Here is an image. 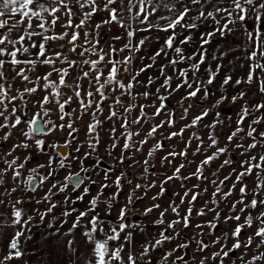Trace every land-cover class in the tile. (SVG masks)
Segmentation results:
<instances>
[{"label": "snow or ice", "instance_id": "obj_1", "mask_svg": "<svg viewBox=\"0 0 264 264\" xmlns=\"http://www.w3.org/2000/svg\"><path fill=\"white\" fill-rule=\"evenodd\" d=\"M97 17L99 21L95 22ZM113 26L123 35H113L105 45L102 32L105 27L111 32ZM237 32L243 37L246 78L233 80L231 74L225 75L218 86L220 96L211 107L203 108L176 130L175 110L166 102L184 91L177 103L182 109L180 120L187 121L193 103L208 101L214 95L209 86L214 85L224 67L222 61L231 51L228 37ZM138 33L149 35L137 40ZM154 33H164L163 42L151 55H138L153 39L160 41ZM218 39L225 47L218 45L212 55L217 62L213 69L208 63V46ZM120 40L125 42L117 47L113 42ZM189 47L192 51L186 54ZM137 60L141 61L139 67H135ZM145 60L149 62L143 63ZM154 67L158 76L149 75L146 82L140 79ZM161 80L153 92L152 87ZM242 84L255 85L261 99L250 103L248 89L229 98L226 86L235 89ZM141 98L151 100V104L139 103ZM225 102L240 107L234 127L225 134L226 143L221 146L217 128L224 125V120L220 112L214 113L211 123L204 124V120ZM149 107L154 109L151 115ZM161 116L167 119L155 123ZM149 121L153 122L145 132ZM106 122L110 125L106 152L112 163L102 168L98 147ZM200 125L207 129V141L198 131L188 134ZM262 126L264 0H0V146L10 145L0 152V206H6V224L14 230L0 264L22 257L23 242L33 238L35 217L43 224L50 214L47 228L52 231L44 239L75 252V233L81 230L82 241L90 246V264H154L152 254L157 252L160 255L155 264H188L187 250L193 245L192 264H264ZM81 131L83 142L79 140ZM157 135L168 141L179 138L183 145L179 151L173 146L161 157L162 166L173 165L172 174H164L159 184L152 180L133 186L127 168L143 163L145 179L157 175L149 171L155 167L150 158L165 150L162 140H156L142 162L135 157ZM138 136L143 139L135 140ZM230 146L242 157L238 164ZM190 150L193 157L203 158L193 172L184 175L185 163L176 165L175 160L181 157L188 165L195 163L188 160ZM36 154L43 162L28 167ZM223 156L229 158L212 170L213 162ZM117 165H124L125 170L116 174ZM225 167L231 170L220 179ZM205 169L211 172V179ZM61 170L65 173L63 180L57 175ZM192 179L200 183L189 188L186 182ZM125 181L132 188L123 205L118 206ZM175 181L180 182L183 195L174 193L179 203L173 199L161 209L157 201L167 192L165 185ZM209 184L210 196L197 209L200 198L209 193ZM45 185H50L46 191ZM93 185L96 194L84 210L74 207L91 195ZM157 187L159 191L151 197L153 203L141 215L147 217L159 210L152 221L158 232L137 246L133 233H144L145 226L139 221L129 223L130 214L136 211V201H142ZM108 189L113 191L109 193ZM137 191L144 196H137ZM70 192L78 194L72 198ZM60 195V203L67 207L60 213L63 219L59 227L54 228L58 218L53 210L58 208V201L53 197ZM33 201L35 217L24 210V204ZM221 204L229 205L227 212ZM39 205L45 206L43 211ZM181 206H185L183 212ZM114 210V222L100 215L103 211L110 217ZM169 212L175 218H169ZM4 214L0 210V216ZM193 214L201 219L194 222ZM221 224L229 230L216 235ZM65 225L70 226L61 232ZM188 229L193 230L192 235L184 238ZM246 230L250 232L244 235Z\"/></svg>", "mask_w": 264, "mask_h": 264}, {"label": "rangeland", "instance_id": "obj_2", "mask_svg": "<svg viewBox=\"0 0 264 264\" xmlns=\"http://www.w3.org/2000/svg\"><path fill=\"white\" fill-rule=\"evenodd\" d=\"M99 21V17L96 18L95 22ZM135 26V25H133ZM92 27L94 28V23L92 25ZM204 28H201L200 31H204ZM117 32L119 34H122V30L119 29L117 26H113L112 27V31L109 32L107 27H105V29L102 32V40L103 43L105 45L108 44V42L110 41L109 35L110 33H112V35L115 33L117 35ZM144 35H149L148 33H138L136 36V39L138 40L140 37L144 36ZM152 35H159L160 36V41L157 42L154 39L151 41V43L149 44V46L147 48H145L143 50V52L139 53L138 55H151V53L157 49L159 47V44L163 42L164 39V33H154ZM228 43L231 45V51H229V54L227 56V58L225 60L222 61L224 67L220 73V75L218 76V78L216 79V81L214 82V85L209 86L210 88V92L213 93L214 95H212L208 101H205L204 103H200L199 100H197L195 103H193V107L192 109H190V115L188 116L187 121H181L180 120V115L182 113V109L181 107L178 105L177 101L180 99V97L182 95H184V91H181L180 93L175 94L174 96H172L166 103L168 104V107L170 109H174L175 110V119L177 121V125H176V130L179 129L180 126H182L183 123L185 122H190L192 116L199 114L200 111L203 110V108H208L211 107V105L215 102L216 99L219 98L220 96V92L218 90V86L219 84L222 82L223 78L225 75L231 74L233 76V80L235 79H240V78H246V74H247V62L244 60V55L245 53L242 51V47H243V37L241 36L240 32L235 33L234 36L230 35L228 37ZM218 45L220 47H225L224 42L220 41L219 39L217 40L216 43H213L212 45L208 46L209 48V53H208V63L212 65L213 69L215 68V64L217 63L216 61L212 60V55L216 52V49L218 47ZM192 51V48L189 47L186 50V54H190ZM149 61L145 60L143 61V63H148ZM161 63H164L163 60L160 61ZM231 62V63H230ZM141 65V61L137 60L135 61V67H139ZM241 65H244V67H241ZM207 65H205L204 67H206ZM171 70L169 69V75H171ZM158 76L159 73L157 71V68L154 67L152 69H150L147 74L142 75L141 76V80L145 81L147 80V76ZM201 75L203 76V69L201 72ZM162 82L161 81H157V83L155 84L154 87H152V91H155V87H159V83ZM173 87H175V80L173 82ZM227 89V95L229 96V98L232 95H235L236 92H238L241 89H248V95H247V99L250 103H256L258 100L261 99V97L259 95H257V89L255 85H252L251 87H249L248 85H240L237 86L235 89H233L230 86H226ZM143 88H139V91H143ZM139 103L142 104H151V100H144L143 98H141L139 100ZM197 104H199V107H197ZM187 105V102L185 103V106ZM239 107L240 105L237 104L235 106L230 105L229 103L225 102L222 105H220L218 108L213 109L212 113L205 118L204 120V124H209L211 123V121L213 119H215V112H220L221 114V118L224 120V125L223 126H219L217 128V132L220 134L219 135V139H220V144L221 146L224 145V143H226L225 141V134L229 133L232 128L234 127V121L236 119V113L239 111ZM149 115H151V113L154 111L153 108L149 107L147 109ZM137 113H134V115ZM229 117H231V120H229ZM162 119H167V116H161L156 118V120L154 121L155 123H159L160 120ZM153 121H149L148 124H146L144 126V131H147V128L149 127V125L152 123ZM118 127V126H117ZM138 126L133 125V130H137ZM261 130H264V126H262ZM191 131H198V133L202 136H204L205 141H207V136L205 135V133L207 132V129H205L203 127V125H200L198 129H191L189 130V135L191 133ZM165 134H167V129H165ZM135 140H140L143 139V136H138V137H134ZM185 139H187V135L185 136ZM79 140L81 142L84 141V132H80L79 134ZM156 140H162L163 145H164V151H158L154 154V156L152 158H150V163L155 165L154 168H149L150 172H155L157 175L156 176H147V178L145 179L144 176H146L147 174H143V163L141 164H137L134 168H127V174H128V179L133 180V186L135 183H141V184H146L149 181L155 180L157 184H159L160 179L163 178L164 174L167 175H171L172 171H173V165H168L165 163L164 166L161 165V157L166 155V151L171 150L173 146L176 147V150L179 151L183 145L180 142L179 138H175L172 141H168V140H163V138L159 135H157L156 139H152L149 141V143L147 145L144 146L143 148V152H139V153H135V157L137 160H140L141 162L148 158L147 157V151L149 148H151L155 143ZM109 145V137H108V132H101V145L98 147V154L100 156V158H102L103 163L101 165V167H106L109 164L112 163V160L110 157H108L106 149L108 148ZM9 144H5L3 146H0V152L6 151L7 148L9 147ZM121 146H122V141H121ZM195 148V143L193 144V149ZM210 150L208 152V154H211ZM230 151H231V155L232 157L238 162L242 159V157L239 156L238 152L235 150L234 146H230ZM257 151H261L260 149H257ZM115 154L118 156L119 155V149L115 150ZM129 155H132V153H129ZM203 158L202 155H197L196 157L192 156L191 150L188 153V160H194L195 163L188 165L187 161H185L183 158L181 157H177L175 160V164L178 165L180 163H185L186 167L183 170V174L184 175H188L189 173L193 172L195 170V167L197 164H199L200 160ZM229 158L228 156H223L221 157V159L219 161H215L213 162V164L211 165V169L215 170L216 168L219 167V164L222 162L223 159ZM42 163L43 159L39 156V154H36L33 158L32 161H30V163L28 164V167H33L35 166L36 163ZM128 163H132L131 160L128 161ZM237 164H234L233 167H236ZM75 170V169H74ZM125 170V166L124 165H117L116 167V174H119L120 171H124ZM231 169L229 167H225V169L222 170V175L220 176V179H223V175H227L228 172ZM58 177L63 180V176L65 175L64 171L61 170V172H59ZM205 175L209 176V178L211 179V172L208 169H205ZM188 187L191 188L193 184H197L200 183L199 181L192 179L190 181L186 182ZM249 186L251 187V179L248 181ZM50 185H45L44 190L46 191L47 187ZM124 187H125V191L120 195V197L118 198V206H122L124 201H125V197L128 195V192L131 191L132 186H129L127 184V181L124 182ZM165 187L167 188V192L165 193V195L163 197H161L157 202L161 204V209L165 208L168 206V204L171 202V200L175 199L176 203H179V199L178 197H175L173 194L176 192H179L181 195H183V189L180 188V182L179 181H175V182H170L167 185H165ZM209 193L204 194L201 198H200V202L196 204V208L199 209L202 205L203 202L205 200H207L210 196V192L212 190V186L209 184ZM227 190V189H225ZM109 193L111 191H113V189H108L107 190ZM159 191V188H152L146 196H144V194L140 191L136 192L137 196H144L142 201H136L135 203V209L136 211L132 212L130 214V219H129V223H131L132 221H139L141 222L144 226H145V231L144 233H141L139 230H136L133 235L135 237L136 240V244L137 246H139L140 244H142L144 241L150 239L151 237L155 236L158 232V228L155 227L152 223V221H154L159 214V210L154 211L152 214H150L147 217H144L141 215V213L143 212V209L145 207H149L151 206V204L153 203L151 197L156 195V193ZM42 194V193H41ZM72 198H75V196L78 194L77 193H69ZM96 194V186L93 185L92 186V190H91V195L86 197L84 202H78L76 205H74V207L78 208L79 210H84V208L87 205L88 200L91 199V196H94ZM16 195H19V193H17ZM236 195L238 196V190ZM54 201H58V208L54 209V214L55 216L58 218L56 222H54V228L55 227H59V220L63 219V217H61L60 213L61 211L67 207L65 205H63L62 202L63 201V195H60L59 197H53ZM33 205H34V201L31 203L26 202L24 204V210L29 214V215H33L35 217V213L33 212ZM37 207H40L41 211L44 210V205H39ZM103 207V206H101ZM185 206H181V211L183 212ZM221 209L224 210V212H227V208L229 207V205H225V204H221ZM0 210H4L5 214L3 216H0V257H2L3 254L6 253L7 248H6V244L8 242V240L11 237V234L13 233V229L11 227H8L6 222H9V217H7V209L6 206H0ZM255 214V213H254ZM76 215V213L73 214V217ZM100 215L102 217L105 218V220H109L111 219L113 222L115 221V216H116V210H114L112 212V215L110 217H105L104 212L101 211ZM169 218H175L170 212H169ZM211 218V214L206 217V219H210ZM71 219V218H69ZM201 218L196 217L195 214H193V220L194 222H198ZM52 220V214H50L47 218H46V222L41 224L39 222L38 217H35L34 222H33V227H32V233L31 235L33 236V238L30 241H26L23 243V250H24V255L19 259V260H13L11 262H9V264H90V260H91V256H90V246L87 243H84L81 239V230H77L75 233V239H76V243H75V252H69L68 249L64 246H59L55 243H53L51 240H45L44 237L47 236V234L52 231L50 229L47 228V222ZM85 226H87V221L84 222ZM70 225H65L62 229L61 232H65L67 231V228ZM105 227H107V224L105 225ZM180 230V229H178ZM228 226L221 224L219 230L216 232V235H220L222 232L224 231H228ZM193 230L192 229H188L185 231V237L187 238L188 236L192 235ZM250 230H246V232L244 233V235L249 234ZM123 235V234H122ZM243 238V237H242ZM59 239H63L62 237H59ZM205 239L209 240L211 239V237H205ZM116 243L119 242H110V244L115 245ZM174 246V245H172ZM193 248L194 245L192 247H190L188 249L189 252V258H188V264H192V252H193ZM127 250V247H126ZM177 254H181V253H177ZM153 257L155 259H159V255L160 253H153L152 254ZM237 256L240 255V252L238 251L236 253ZM155 259H154V264H155ZM230 264V262H229Z\"/></svg>", "mask_w": 264, "mask_h": 264}, {"label": "crops", "instance_id": "obj_3", "mask_svg": "<svg viewBox=\"0 0 264 264\" xmlns=\"http://www.w3.org/2000/svg\"><path fill=\"white\" fill-rule=\"evenodd\" d=\"M113 35H116L115 33ZM112 33H110L109 35V38L111 39V37L113 36ZM117 35H122V34H119L117 32ZM125 41L124 40H120V41H114L113 43L117 46V47H120L122 46V44L124 43ZM110 127V125L108 124V122L105 123V125L103 126V130L102 132H108V128ZM83 132V131H81ZM7 213V212H6ZM8 217V215H6ZM33 237V236H32ZM24 243V242H23Z\"/></svg>", "mask_w": 264, "mask_h": 264}, {"label": "flooded vegetation", "instance_id": "obj_4", "mask_svg": "<svg viewBox=\"0 0 264 264\" xmlns=\"http://www.w3.org/2000/svg\"><path fill=\"white\" fill-rule=\"evenodd\" d=\"M109 124V123H108ZM118 126V125H117ZM189 254V252H188V250H187V255ZM188 257H189V255H188Z\"/></svg>", "mask_w": 264, "mask_h": 264}, {"label": "water", "instance_id": "obj_5", "mask_svg": "<svg viewBox=\"0 0 264 264\" xmlns=\"http://www.w3.org/2000/svg\"><path fill=\"white\" fill-rule=\"evenodd\" d=\"M189 258V257H188Z\"/></svg>", "mask_w": 264, "mask_h": 264}]
</instances>
